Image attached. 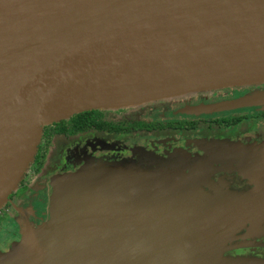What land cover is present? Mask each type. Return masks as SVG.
Returning <instances> with one entry per match:
<instances>
[{
    "label": "water",
    "instance_id": "obj_1",
    "mask_svg": "<svg viewBox=\"0 0 264 264\" xmlns=\"http://www.w3.org/2000/svg\"><path fill=\"white\" fill-rule=\"evenodd\" d=\"M259 84L264 0H0V207L45 125ZM252 105H264V91L191 110ZM235 197L243 213L258 201ZM229 198L128 162L66 175L56 179L49 221L0 253L2 264H173L155 238L203 233L193 226L204 229V213ZM186 262L175 264L198 263Z\"/></svg>",
    "mask_w": 264,
    "mask_h": 264
},
{
    "label": "flooded vegetation",
    "instance_id": "obj_2",
    "mask_svg": "<svg viewBox=\"0 0 264 264\" xmlns=\"http://www.w3.org/2000/svg\"><path fill=\"white\" fill-rule=\"evenodd\" d=\"M218 90L184 95L165 113H144L149 107L145 104L165 100L160 99L139 106L93 110L89 114L92 120L82 130L69 117L58 121L62 124L60 130L46 129L35 155L37 165L28 168L0 211V232L5 231L3 236L11 234L10 239L1 241L4 246L0 249L6 251L23 239L25 233H20V228L41 229L49 221L57 178L133 160L150 172L166 170L186 176L208 193L233 189L258 199L246 213L249 221H235L214 237L155 238L163 256H175L170 263L188 260L197 264H264V173L259 168L246 169L238 162L232 164L230 160L215 161L210 153L222 145L209 142L211 132H217V139L239 146L263 144L264 119L261 118L264 117L259 116L258 121L254 115H264V105L208 112L191 110L194 106L264 91V84L235 87L228 93ZM195 169L202 175L189 177ZM21 190L27 196L31 193L29 198L33 197V202L23 200L19 195Z\"/></svg>",
    "mask_w": 264,
    "mask_h": 264
},
{
    "label": "rangeland",
    "instance_id": "obj_3",
    "mask_svg": "<svg viewBox=\"0 0 264 264\" xmlns=\"http://www.w3.org/2000/svg\"><path fill=\"white\" fill-rule=\"evenodd\" d=\"M234 88H222L219 89L218 91H224L226 93L228 92H232V90H234ZM240 91H242V88H239ZM207 92V91H205ZM204 92V93H205ZM198 94H201L202 92H197ZM183 97L182 96H178V97H173V98H168L165 100H162L160 102H154V103H149V104H145V106H149L147 107L144 111V113L146 112H150L152 113H157V112H167L169 110V107L173 104H175V100L177 99H181ZM139 106V105H138ZM147 110V111H146ZM143 112V111H142ZM257 114V113H256ZM256 117H258V121L264 118H259V116H263L264 115H254ZM253 116V117H254ZM208 134H210V132H207ZM216 133L217 132H211L212 136L211 139H209V142H211V144L213 145H222V147H218L215 150H212V152L210 154H212L213 159L215 161H224V160H230V163L234 164L233 162H235V164L237 165V162L239 163V166H246V169H260L263 173H264V143L263 144H259L261 145L260 147H258L259 145L255 146V144H250V145H246V146H239L236 145L235 143H231V141L226 142V140L224 141L223 138L217 139L216 137ZM220 133H222V131H220ZM209 138V137H206ZM204 138V140L206 139ZM207 141V140H205ZM214 142V143H213ZM227 143H229V145H227ZM229 148L225 149V147L230 146ZM42 162V160H41ZM127 163V161H126ZM128 163H132L137 165L136 161L130 160L128 161ZM33 164H35L34 166L37 165V162L35 163V157L34 160L32 161V163L30 164L29 168L31 166H33ZM28 170V169H27ZM190 175L192 176H198V175H202V172L195 170L190 171V173L188 174V176L190 177ZM186 177V176H185ZM196 186H198L199 188L204 189L203 187H200V184H196L194 183ZM200 185V186H199ZM215 185V184H214ZM227 190V189H226ZM214 195H222L223 196H227L230 197L228 199L227 202L218 205L217 207L205 212L204 214L208 215L209 219L207 221H203L204 223H208V225L204 226V229H201L199 226L194 225L193 227H196V229H199L197 231L203 232V233H195V238L199 239L201 238L202 235H206L209 237H214L216 236V234H218L222 229V232H224L225 228L229 227L230 225H234L233 222L236 221L237 216L241 215V214H246L243 213L242 211H245L239 207H236L237 202L234 201L236 199L235 195L238 194H242L240 192H235V190H229L226 192H213ZM19 195L21 196V198H23V200L26 198L27 202H33V197L29 198L31 193L28 194L27 196V192L24 191H20ZM4 208V204L0 207V211L3 210ZM211 220V221H210ZM7 227V226H6ZM21 230L20 233H28L29 230L33 229V227H28L26 226L25 228H20ZM220 230V231H219ZM219 231V232H218ZM5 232V231H4ZM3 230H1L0 232V246H4V243L1 242L2 240H5L6 237L7 239L11 238V234L7 233L6 236H3L4 234ZM217 232V233H216ZM206 237V238H209ZM205 238V237H204ZM15 244H11L9 249L6 251H2L3 248L0 249V253H4V252H8L11 247H13ZM3 258L0 255V264H2ZM167 261V259H166Z\"/></svg>",
    "mask_w": 264,
    "mask_h": 264
},
{
    "label": "trees",
    "instance_id": "obj_4",
    "mask_svg": "<svg viewBox=\"0 0 264 264\" xmlns=\"http://www.w3.org/2000/svg\"><path fill=\"white\" fill-rule=\"evenodd\" d=\"M93 110H97V109L82 111V112L71 115L69 118H71L70 120L73 122V124H76L78 126V128L82 130V129H84L83 127L86 126L88 124V122L92 120V117L89 114ZM49 127H53L54 130H60L62 127V124H61V122H53L51 124L45 125L43 127L42 134H44L46 129H48ZM67 128L69 129L70 127L67 126ZM63 130L64 131L66 130L65 126H63Z\"/></svg>",
    "mask_w": 264,
    "mask_h": 264
}]
</instances>
